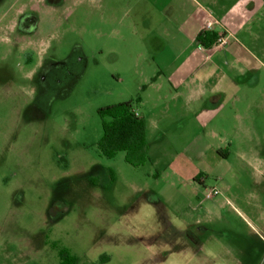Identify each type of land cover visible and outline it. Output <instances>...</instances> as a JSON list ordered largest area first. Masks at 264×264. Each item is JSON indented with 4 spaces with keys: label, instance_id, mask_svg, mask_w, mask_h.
Masks as SVG:
<instances>
[{
    "label": "rangeland",
    "instance_id": "rangeland-1",
    "mask_svg": "<svg viewBox=\"0 0 264 264\" xmlns=\"http://www.w3.org/2000/svg\"><path fill=\"white\" fill-rule=\"evenodd\" d=\"M197 1L251 65L193 105L149 80V37L158 57L182 49L150 31L187 0H68L67 21L48 0H0V264H59L61 248L77 264H264V0ZM22 6L41 22L9 43ZM124 102L146 122L141 166L100 150L99 111Z\"/></svg>",
    "mask_w": 264,
    "mask_h": 264
},
{
    "label": "crops",
    "instance_id": "crops-1",
    "mask_svg": "<svg viewBox=\"0 0 264 264\" xmlns=\"http://www.w3.org/2000/svg\"><path fill=\"white\" fill-rule=\"evenodd\" d=\"M173 1L176 0H169L168 3H165L166 9ZM187 1L191 9L187 10L186 5L183 6L182 15H180L181 20H179L180 17L178 18L177 15L173 16L177 12L176 7L171 9L167 15H164L163 21L155 25L154 29L150 31L163 43L175 44L176 50H179V43L181 42L182 49L175 51L172 59H166L164 55L158 57L156 51L159 52L162 48L149 37V80L153 78L152 82H155L153 83L154 85L159 82L168 83V90L174 92L176 97H179V94L184 91L185 94L189 95L188 103L195 105L198 102V98H202L205 93L212 96L226 92L229 96L230 83L227 82L230 77L227 74L228 70H232L237 65H246L248 67L251 65V61L246 57L243 50H240L235 44H230L224 48L213 46L209 49H201L200 44L197 42V37L202 32L208 10L199 4L197 0ZM153 2L155 4L159 0H153ZM177 3L178 6L180 3H184V0H178ZM221 23L233 37L235 33L226 26L223 20H221ZM166 24L171 25V27ZM185 45L190 47L189 52H185L187 49L184 47ZM218 51L222 53L217 54ZM222 54H226L227 58L224 59L220 56ZM221 63H223V67L220 68L218 64ZM239 70L243 72L244 68H239ZM260 110L264 112V108ZM223 111L224 106L215 110H200L195 117V121L201 127L212 124L216 116ZM138 114L139 117H142L139 112ZM260 116L259 121L264 123V114H260ZM250 125H255L253 120ZM248 128L253 129L255 126H249ZM258 160L260 161L261 159L259 158ZM194 178H196L195 175L191 178H186L184 181L196 182Z\"/></svg>",
    "mask_w": 264,
    "mask_h": 264
},
{
    "label": "trees",
    "instance_id": "trees-1",
    "mask_svg": "<svg viewBox=\"0 0 264 264\" xmlns=\"http://www.w3.org/2000/svg\"><path fill=\"white\" fill-rule=\"evenodd\" d=\"M218 39L217 32H201L197 42L204 48H212ZM132 102L119 103L99 111L102 118L103 137L100 141L101 153L115 158L124 152L126 162L132 166H141L150 162L147 143V127L144 118L136 115ZM109 259L107 256L101 260ZM78 259L71 256L70 264H77Z\"/></svg>",
    "mask_w": 264,
    "mask_h": 264
},
{
    "label": "flooded vegetation",
    "instance_id": "flooded-vegetation-1",
    "mask_svg": "<svg viewBox=\"0 0 264 264\" xmlns=\"http://www.w3.org/2000/svg\"><path fill=\"white\" fill-rule=\"evenodd\" d=\"M64 1L65 0H48V2L53 5H49L52 10H55V12L59 10V18L63 19L64 21H67L68 17L65 16V13H63V11L61 12V10L65 8L64 5L68 2V0H66V2ZM59 3L62 4L57 7ZM52 17L57 19L55 13ZM4 18L7 17L4 15ZM40 22L41 20L39 16H36V11H33L31 9L26 10L22 6L17 8L16 13L11 20L7 19L5 25L3 26V30L5 29V33H7L6 38L8 42L11 43L15 40L19 41L21 39H25L26 36L35 33L39 27ZM70 259L71 256L68 250L65 248H61L59 250V264H70Z\"/></svg>",
    "mask_w": 264,
    "mask_h": 264
},
{
    "label": "built area",
    "instance_id": "built-area-1",
    "mask_svg": "<svg viewBox=\"0 0 264 264\" xmlns=\"http://www.w3.org/2000/svg\"><path fill=\"white\" fill-rule=\"evenodd\" d=\"M207 18L203 25L202 32H217L218 33V39L215 43L216 48H224L229 45V41L232 38L231 33L223 26L220 19H218L213 13L207 11ZM201 46V45H200ZM201 49H206L201 46ZM136 115L139 116L138 112H136ZM221 193L218 190L217 187H213L204 195L205 200H211L217 196H220Z\"/></svg>",
    "mask_w": 264,
    "mask_h": 264
}]
</instances>
